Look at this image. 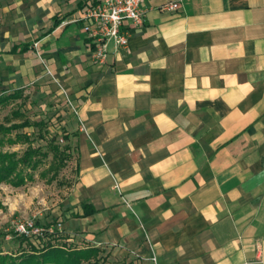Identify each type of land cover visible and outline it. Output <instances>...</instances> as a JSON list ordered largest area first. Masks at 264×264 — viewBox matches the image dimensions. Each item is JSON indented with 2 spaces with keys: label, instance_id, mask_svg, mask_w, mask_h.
<instances>
[{
  "label": "crops",
  "instance_id": "obj_1",
  "mask_svg": "<svg viewBox=\"0 0 264 264\" xmlns=\"http://www.w3.org/2000/svg\"><path fill=\"white\" fill-rule=\"evenodd\" d=\"M80 6L0 0V80L64 91L77 112L64 242L132 263L264 264V0H142L143 26L104 64L66 23Z\"/></svg>",
  "mask_w": 264,
  "mask_h": 264
},
{
  "label": "rangeland",
  "instance_id": "obj_2",
  "mask_svg": "<svg viewBox=\"0 0 264 264\" xmlns=\"http://www.w3.org/2000/svg\"><path fill=\"white\" fill-rule=\"evenodd\" d=\"M32 87V86H31ZM27 88L24 93L27 99L24 105L21 100L13 102L9 107L1 111V120L10 115L12 109L21 108L28 117L32 119L48 120L50 124V134L47 140L57 138V144L63 147L69 145V141L63 139L62 130L70 118L75 117V107L69 96L63 92L62 97H58L56 91L49 93L34 94L35 88ZM10 85L4 84V79L0 80V95L11 92ZM33 134L34 129L26 130ZM55 134L57 136H55ZM35 146H45L46 142L38 137ZM26 144L6 146L3 150L9 152H18L21 154ZM71 159L67 166L59 172L56 180L49 182L48 178H41L39 173L48 168L52 161V154L45 160L44 166L39 169L34 180L28 182L22 187H14L8 183H0V244L5 252L16 253L21 245L20 238L15 234V224L23 221H34L38 226L47 228L54 226L61 232V237L67 234L68 207L73 187L75 186L77 176L75 162L77 161L75 143H71ZM59 237V236H58ZM57 240V239H55ZM80 242H78L79 245ZM68 244V243H67ZM26 245L24 244L23 247ZM73 246V245H72ZM106 258V264H143L132 263L116 253L102 255Z\"/></svg>",
  "mask_w": 264,
  "mask_h": 264
},
{
  "label": "trees",
  "instance_id": "obj_3",
  "mask_svg": "<svg viewBox=\"0 0 264 264\" xmlns=\"http://www.w3.org/2000/svg\"><path fill=\"white\" fill-rule=\"evenodd\" d=\"M12 50V52H16ZM24 90H14L0 95L1 111L9 107L13 102L26 100ZM22 101L21 105H24ZM34 129L33 134L26 130ZM48 120L32 119L21 108L12 109L10 115L2 120L0 117V183H8L14 187H22L34 180L35 173L44 166L45 160L52 154V161L47 169L42 170L41 178H48L49 182L57 179L59 172L67 166L71 159V146L63 147L57 144V138L47 140L50 134ZM63 139L68 140L65 130H62ZM55 136H57L55 134ZM46 142L45 146H35L36 138ZM26 144V149L18 152L4 151L6 146ZM87 213L84 212V216ZM54 228L48 226L47 229ZM61 232L53 230L42 238L20 237L21 245L16 253L5 252L0 244V264H106L105 253L100 248H78L73 244L64 242ZM59 236V237H58ZM57 239V240H55ZM68 243V244H67ZM26 245L23 247V245ZM73 245V246H72Z\"/></svg>",
  "mask_w": 264,
  "mask_h": 264
},
{
  "label": "built area",
  "instance_id": "obj_4",
  "mask_svg": "<svg viewBox=\"0 0 264 264\" xmlns=\"http://www.w3.org/2000/svg\"><path fill=\"white\" fill-rule=\"evenodd\" d=\"M79 2L80 9L66 23L81 26L93 47V59L100 64L106 63L112 50L119 52L127 49L131 31L144 24V15L140 8L142 0H79ZM178 8L177 2H170L162 7L167 11H175ZM36 47L37 44H34V48ZM14 229L17 236L42 239L53 230H58L55 227L49 229L40 227L30 220L16 223ZM152 261L156 264V258Z\"/></svg>",
  "mask_w": 264,
  "mask_h": 264
}]
</instances>
